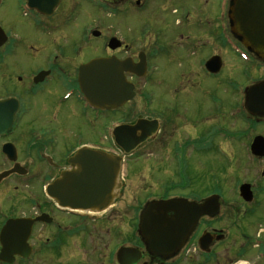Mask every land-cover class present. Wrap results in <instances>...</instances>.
Segmentation results:
<instances>
[{
  "label": "flooded vegetation",
  "instance_id": "obj_1",
  "mask_svg": "<svg viewBox=\"0 0 264 264\" xmlns=\"http://www.w3.org/2000/svg\"><path fill=\"white\" fill-rule=\"evenodd\" d=\"M207 2L0 0V62L23 46L31 49L33 63L42 64L32 68L27 77L4 81V94L0 89V264H209L211 259L217 264H264V166L261 180L203 175L205 156L218 150L237 151L244 146L257 164L263 163L264 156L253 153L252 146L257 137L264 138V59L251 61L249 68V64L243 65L248 75L245 80H202L207 72L215 75L206 68L210 59L225 50L237 58L234 52L238 46L230 17L232 0H218L209 8ZM176 33L180 35L178 41L171 39ZM18 34L22 35L21 45L14 39ZM165 35L169 38L166 45L153 46L159 43L155 39L145 44L147 49L138 45L141 38ZM113 38L116 47L112 49ZM193 41L212 50L201 62V80H184L183 104H177L179 95L170 102H156L155 93L149 91L156 82L151 80L149 56L166 51L168 44L169 48L178 44L186 48ZM102 57L126 61L125 76L119 80L134 86L133 98L113 109L91 106L78 82L80 66ZM142 57L144 76L130 71H142V66L136 67ZM172 58L177 59L175 55ZM127 64L131 69H125ZM140 80L146 88L143 93H138ZM45 89L56 91L59 104H65L89 125L87 138L71 137L68 129L61 133L55 127L35 126L32 115L25 121L32 103L29 95L23 94ZM112 111L118 118L112 120L111 127ZM50 116L57 121L58 112L52 109L44 119ZM92 118L97 126H93ZM142 119L137 133H147L146 139L124 156L121 195L107 210L74 212L60 208L47 195V185L70 168V158L79 147L109 150L112 146L123 154L111 144L110 128H133ZM98 132L100 138L92 140ZM67 137L73 140L66 141ZM130 159L133 164L129 169ZM128 176L139 185L134 194L143 191V195L136 194V204L127 198L131 191ZM163 177L167 181L159 191L155 180ZM244 184L250 186V201L241 195ZM155 200L173 202L169 227L175 224L177 206L186 216L199 214L191 229L188 218L182 224L176 221L178 228L175 233L170 229L172 243L166 254L151 250L140 228L145 205ZM202 205L205 210H201ZM251 220L253 226L249 227ZM8 223H12L7 238L13 249L5 260L2 230ZM248 227L256 229L255 238L248 236ZM205 233L211 234L208 241L202 240ZM237 234L242 239H237ZM201 241L208 242L207 249ZM122 247L139 251V260L131 252L120 261Z\"/></svg>",
  "mask_w": 264,
  "mask_h": 264
},
{
  "label": "water",
  "instance_id": "obj_2",
  "mask_svg": "<svg viewBox=\"0 0 264 264\" xmlns=\"http://www.w3.org/2000/svg\"><path fill=\"white\" fill-rule=\"evenodd\" d=\"M231 11L235 34L248 49L264 59V0H232ZM111 46H116L115 40L112 41ZM126 63L122 64L115 58H96L81 66L79 84L92 106L114 108L133 98L135 95L133 84L127 80H119L124 77L122 69ZM219 65L218 58L211 61L213 69H219ZM128 68L131 69L127 64L125 69ZM143 123L144 120H140L133 128L122 125L115 129L113 133L115 143L126 153H130L146 139L147 133L143 132L141 135L137 133ZM252 150L253 153L264 156L263 137H257ZM69 162L71 167L62 171L60 177L49 186V194L62 207L74 210L100 212L109 208L119 196L118 191L123 185L120 181L123 156L84 146L77 150ZM241 195L247 201L253 199L248 184L241 186ZM172 203L169 200L153 201L142 212L141 231L147 237L150 249L156 253H168L169 245L172 243H169L170 229L173 228L174 233L177 231L176 221L182 224L188 218L191 229L199 215L191 212L186 216L184 210L177 206L176 220L173 221L175 224L169 227L168 213ZM205 209L206 206L201 207V210ZM11 224L8 223L2 230L4 259H7L6 256L13 249L7 238ZM209 236L205 235L202 239L208 241L211 238ZM203 246L207 248L208 242H204ZM131 252L135 255V259L139 260V251L128 247L119 250V260L122 261L123 255L128 256Z\"/></svg>",
  "mask_w": 264,
  "mask_h": 264
},
{
  "label": "rangeland",
  "instance_id": "obj_3",
  "mask_svg": "<svg viewBox=\"0 0 264 264\" xmlns=\"http://www.w3.org/2000/svg\"><path fill=\"white\" fill-rule=\"evenodd\" d=\"M210 2H207L208 8L212 6L214 2L217 3L218 0H209ZM215 16V14H211V17ZM197 24H199V18H197ZM194 23L192 26H195ZM205 25V24H204ZM180 35L176 33L175 37L171 39H176V41L179 40ZM13 38V36H12ZM14 39L21 45L22 35L18 34L17 36H14ZM142 41L138 44L141 46V50L147 49L145 47V44H150L152 42V39L157 40L159 43H154L153 46H160V45H166V43H169V38L167 35L155 37V38H141ZM167 41V42H166ZM172 40H170L171 42ZM137 44V43H136ZM181 44H178V46H175L174 48H169V44L167 45L166 51H161L156 56H153L154 58H151L149 56V59H151V66L154 68L152 69V81H156L151 85L150 92L155 93L156 95V102H170L171 98H173L175 95H179V98L177 97L178 101L177 104H183L185 102V93L183 94L181 88L184 83V80H190L191 82H195V80H201V76L204 75V70L201 69V62L203 59H207L212 54V50L208 46H204L201 43H197L193 41L190 44H187V47H180ZM158 48V47H157ZM50 49H52V46H50ZM156 49V48H155ZM31 49L27 47L21 46L16 49V52L12 55H8L6 59L3 62H0V89L2 91V94H4V88H2V84L4 81L9 82L10 80H19V78L24 76H29L32 71V68L38 67L42 65L41 63H33L31 59ZM47 53L43 54V57L45 58ZM172 55H175L177 59H173ZM221 59L223 62V65L221 66L220 70H211V73L215 74L212 75L209 72H207L206 76L202 80H245L247 75V69L243 67L245 62L238 56L235 58V55L229 51H222ZM254 61H256V58L254 57ZM257 65V67L261 68L260 64L254 63ZM246 67V66H245ZM248 68L250 65L247 66ZM154 70V71H153ZM255 70H253L254 75ZM17 77V78H15ZM160 83V84H157ZM139 89L138 93H143L146 88H144L143 81H138ZM170 87L173 88V91H170ZM206 88H209L207 85ZM179 89V91H177ZM57 90V89H56ZM177 91V94L175 92ZM0 91V92H1ZM59 91V90H57ZM25 97H28V99L31 101L32 105L31 107H28L27 111L30 112V114L26 117L25 121H27L31 117H34L33 122L35 126L38 127H55L58 130H60L61 133L64 132V130H67L69 135L71 137L79 136L83 137L84 139L88 136V128L89 125L87 123L81 122V119L77 114H72L71 110L68 109V107L65 104H59L58 102V95L56 91H50L48 89H45L44 91H39L37 94L32 93H24ZM159 107H162V109L165 107L164 103H161ZM45 108V110H43ZM54 109L58 112V119L55 121L51 116L44 119V116L50 111ZM110 126L112 127V120L115 118H118L117 112L112 111L110 112ZM91 116V115H90ZM92 117V116H91ZM93 122V126H97V121L93 118L91 119ZM99 132L101 133V128L99 129ZM94 135L92 140H96V138H100L101 134ZM110 132H112V128H110ZM60 133V134H61ZM66 135V134H65ZM64 135V136H65ZM64 136L62 138H64ZM97 138V139H98ZM73 138L67 137L66 141H71ZM230 140V139H229ZM232 142H236L234 138H231ZM230 141V142H231ZM246 147H241L237 151L234 150H218L215 153L207 154L205 156V168L203 170V175L205 176H213L222 180L226 179H237L239 181H245L249 179L253 180H261L262 177L260 174L263 171L264 161L263 163H256L254 159L248 154ZM129 160L128 165L130 164ZM133 161L131 164L127 167L132 166ZM128 185L131 187L130 195L127 196L128 200L132 202L133 204H136V194L134 192L138 191L139 185L137 182H135V179H130V176H128ZM159 178L155 180L157 182L156 187H159L158 190L162 191L163 186L167 179L165 177ZM264 183V178L262 180ZM235 182H233L234 184ZM232 184L230 183V186ZM133 186V187H132ZM145 186L142 183V188ZM234 191V190H233ZM232 191V192H233ZM143 195V191H139L137 196ZM230 197L231 196L230 194ZM227 201H234V200H227ZM254 221H250L249 227L253 226ZM232 227V226H230ZM246 228V232H248V236L251 238L256 237V229L255 228ZM259 228H262L260 226H257ZM263 232V231H259ZM237 239H242V237H239L238 234ZM233 236V238L235 237ZM249 238V237H248ZM262 238V237H261ZM230 245H233L232 242H229ZM238 243V242H237ZM236 243V244H237ZM112 245V244H110ZM225 253V250H223ZM258 255L257 251H255L254 256ZM223 258V257H222ZM211 259V258H210ZM223 260V259H222ZM216 263L215 260H210L209 264ZM217 264V263H216Z\"/></svg>",
  "mask_w": 264,
  "mask_h": 264
}]
</instances>
